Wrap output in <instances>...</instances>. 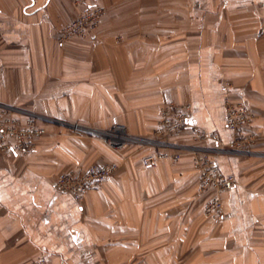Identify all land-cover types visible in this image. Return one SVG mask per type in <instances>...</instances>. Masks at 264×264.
<instances>
[{"label": "crops", "instance_id": "obj_1", "mask_svg": "<svg viewBox=\"0 0 264 264\" xmlns=\"http://www.w3.org/2000/svg\"><path fill=\"white\" fill-rule=\"evenodd\" d=\"M86 39L59 42L73 0H0V105L39 117L32 153L0 152V264H264V0H100ZM255 116L258 140L217 157L237 179L224 216L204 213L194 155L142 164L150 151L111 149L80 128L122 125L150 137L170 103L229 145L226 101ZM194 146L186 131L175 141ZM118 171L83 203L55 190L59 175Z\"/></svg>", "mask_w": 264, "mask_h": 264}, {"label": "built area", "instance_id": "obj_2", "mask_svg": "<svg viewBox=\"0 0 264 264\" xmlns=\"http://www.w3.org/2000/svg\"><path fill=\"white\" fill-rule=\"evenodd\" d=\"M100 0H73L81 7L77 18L64 27L59 33V42L71 39H86L94 33L105 15V9ZM261 37H264V22L261 27ZM191 104L170 103L161 111L160 119L152 135L147 138L131 136L122 125H116L100 133L86 130V133L99 137L111 149L120 151L129 147L130 143L141 148L150 149V153L142 158L144 167L153 168L160 161H178L188 152L194 156L195 166L199 176V193H211L204 203V213L207 217L220 220L224 216L222 193L237 185V179L226 175L218 167L217 157L222 154H245L258 140L256 134L248 132L254 122V115L242 102L226 101V127L233 134L229 145L220 142L217 133H208L191 120ZM38 116L21 111L15 107L0 105V152L2 153H32L38 140L47 135V130L41 126ZM188 131L194 146L178 145L183 134ZM118 171L115 164L102 166L93 165L84 172L69 171L59 175L54 188L60 193L70 194L77 202L83 203L87 194L96 191L114 177ZM35 264H49L45 259Z\"/></svg>", "mask_w": 264, "mask_h": 264}, {"label": "rangeland", "instance_id": "obj_3", "mask_svg": "<svg viewBox=\"0 0 264 264\" xmlns=\"http://www.w3.org/2000/svg\"><path fill=\"white\" fill-rule=\"evenodd\" d=\"M254 119H255V116H254ZM82 131H84V132H86V130H90V129H83V128H80ZM127 130V129H126ZM94 131V130H93ZM96 132H98V133H100V132H102V131H105V130H95ZM94 131V132H95ZM127 132V131H126ZM130 136H131V140L132 141H135L136 140V138H143V137H136V136H133V135H131L129 132H127ZM47 135H48V132H47ZM46 135V136H47ZM45 137V136H44ZM44 137H42V138H44ZM41 138V139H42ZM41 139H39V140H41ZM38 140V141H39ZM256 142V141H255ZM38 144V143H37ZM135 145H133V143H130L129 144V147H127V148H125V149H122V150H120V151H123V150H126V149H128V148H130V147H134ZM181 264V263H180ZM182 264H186V259H184V261L182 262Z\"/></svg>", "mask_w": 264, "mask_h": 264}, {"label": "trees", "instance_id": "obj_4", "mask_svg": "<svg viewBox=\"0 0 264 264\" xmlns=\"http://www.w3.org/2000/svg\"><path fill=\"white\" fill-rule=\"evenodd\" d=\"M182 138V137H181ZM180 139V138H179ZM150 153V151H148V153L147 154H149ZM147 154H145L144 156H146ZM144 156H143V158H144ZM142 159V158H141ZM90 168V167H89ZM89 168H87V169H89ZM87 169H79V170H76V171H78V172H84V171H86Z\"/></svg>", "mask_w": 264, "mask_h": 264}]
</instances>
